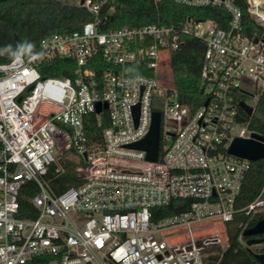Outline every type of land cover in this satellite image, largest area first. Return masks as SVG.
<instances>
[{
	"label": "built area",
	"instance_id": "1",
	"mask_svg": "<svg viewBox=\"0 0 264 264\" xmlns=\"http://www.w3.org/2000/svg\"><path fill=\"white\" fill-rule=\"evenodd\" d=\"M173 1L222 7L230 21L104 29L114 0H72L93 20L0 62V264H204V249L221 245L218 235L197 239L194 226L216 221L226 230L238 210L252 161L229 150L256 133L246 116L264 91V0H246L251 35L238 0ZM186 36L205 43V101L195 109L167 79L170 55ZM59 59L74 64V74L43 76ZM94 66L106 68L98 76ZM104 110L109 125L101 142L91 141L86 117L101 123ZM155 112L160 146L150 160L131 145L148 136ZM53 167L74 184L52 188ZM23 199L36 217L23 216L30 212ZM174 201L190 204L165 214ZM242 210L264 211V199Z\"/></svg>",
	"mask_w": 264,
	"mask_h": 264
},
{
	"label": "trees",
	"instance_id": "2",
	"mask_svg": "<svg viewBox=\"0 0 264 264\" xmlns=\"http://www.w3.org/2000/svg\"><path fill=\"white\" fill-rule=\"evenodd\" d=\"M114 11L108 14L104 29L123 25L144 26L148 24L180 25L189 17L197 20H214L222 28L230 21V14L222 7H190L173 0H114ZM244 13L247 34L255 26L248 12L246 0H238ZM93 15L76 6L72 0H0V62L12 59L18 54L29 56L39 50L41 40L54 32H72L92 21ZM205 43L193 36H186L180 47L170 55L167 79L180 94V99L195 109L204 103L200 76L204 59ZM106 65V64H105ZM100 76L106 68L94 66ZM75 66L69 60L59 59L53 65L42 69L45 77H68L74 74ZM248 99V98H247ZM98 122L96 114L86 117L85 129L91 141H102V132L109 125L107 111ZM250 120V127L264 137V91ZM54 167L50 172L52 188L61 191L74 184L72 174L56 178ZM258 197L264 199V159L251 163L241 191L237 198V212L233 221L227 223L228 246L214 245L204 249V264H260L256 253H264V242L248 246L245 230L264 219V211L247 214L242 209ZM189 201H174L164 210L165 214L177 213L189 207ZM178 206V207H177ZM22 207L29 208L25 217H36V211L23 199ZM264 237L263 235H258ZM245 240L247 245L242 241ZM250 240V237H249Z\"/></svg>",
	"mask_w": 264,
	"mask_h": 264
},
{
	"label": "water",
	"instance_id": "3",
	"mask_svg": "<svg viewBox=\"0 0 264 264\" xmlns=\"http://www.w3.org/2000/svg\"><path fill=\"white\" fill-rule=\"evenodd\" d=\"M107 107V105H105ZM241 108L247 113V115L251 116L253 114V108L247 103L242 102ZM102 110L101 103L97 104V111L100 112ZM138 108H136V112ZM132 147L146 150L148 152V159L157 160L159 154V146H160V113H154V122L150 133L148 136L142 141L131 145ZM230 153L236 156L246 158L251 160L252 162L259 161L264 159V137L254 133L252 139H243L236 138L231 147ZM264 234V219L260 220L255 226L252 228H248L245 230V236H258ZM264 242L263 238H253L248 241L249 246L259 245ZM255 258L260 264H264V253H256Z\"/></svg>",
	"mask_w": 264,
	"mask_h": 264
},
{
	"label": "rangeland",
	"instance_id": "4",
	"mask_svg": "<svg viewBox=\"0 0 264 264\" xmlns=\"http://www.w3.org/2000/svg\"><path fill=\"white\" fill-rule=\"evenodd\" d=\"M194 228H195V236L197 237V239H203L209 236L218 235L222 240L221 246L224 249L227 248L228 237H227V231L225 230L224 224L218 223L216 221H212V222H207L201 225H195ZM185 234H186V231H184V234L178 238L183 243L188 241V238H186L187 235ZM242 243L244 245H247L245 240H243Z\"/></svg>",
	"mask_w": 264,
	"mask_h": 264
},
{
	"label": "flooded vegetation",
	"instance_id": "5",
	"mask_svg": "<svg viewBox=\"0 0 264 264\" xmlns=\"http://www.w3.org/2000/svg\"><path fill=\"white\" fill-rule=\"evenodd\" d=\"M246 237H248V241H249V236H246ZM253 238H263V237H261V236H255V237L252 236V237H251V236H250V239H253ZM248 246H249V245H248Z\"/></svg>",
	"mask_w": 264,
	"mask_h": 264
}]
</instances>
